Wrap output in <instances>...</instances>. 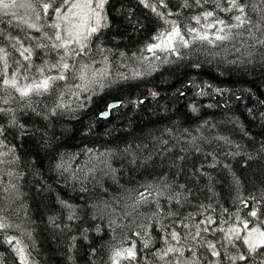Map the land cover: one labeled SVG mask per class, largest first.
Masks as SVG:
<instances>
[{"label": "snow or ice", "instance_id": "6c2138e0", "mask_svg": "<svg viewBox=\"0 0 264 264\" xmlns=\"http://www.w3.org/2000/svg\"><path fill=\"white\" fill-rule=\"evenodd\" d=\"M119 37L135 51L120 50ZM189 56L243 68L264 65V0H0V245L9 246L16 264H35V248L24 243L31 235L18 204L21 181L31 175L37 177V194L52 190L39 151L29 161L21 146L39 138L47 155L54 121L87 107L99 89L113 83V58L147 69L155 61ZM190 86L201 96L208 94L205 89L219 96L227 91ZM118 106L108 105L100 118ZM190 111L200 109L193 105ZM247 113L264 126V109L249 107ZM216 127L204 121L199 135L185 129L151 148H85L83 166L78 154L72 156L75 164L66 153L52 156L47 172L84 200L58 197L51 205L59 215L48 221L64 235L66 250L100 240V247L90 243L89 264H264V141L253 143L241 129L248 144L237 143L213 134ZM238 156L243 168L257 165L255 179L233 171L229 158ZM125 169H143L150 178L122 184ZM105 181L118 185L119 195L89 203L83 194L107 193ZM225 188L227 202L217 191Z\"/></svg>", "mask_w": 264, "mask_h": 264}, {"label": "trees", "instance_id": "16d2710c", "mask_svg": "<svg viewBox=\"0 0 264 264\" xmlns=\"http://www.w3.org/2000/svg\"><path fill=\"white\" fill-rule=\"evenodd\" d=\"M119 41L120 50L128 51L129 55L135 51V45L127 38L119 37ZM125 45H128L127 49L124 48ZM113 59L114 63L109 65L113 83L99 89L87 103V107L78 109L74 115L58 118L49 128V134L54 133L55 139L51 141L47 155L45 148L40 146L39 138L34 142L28 140L20 148L29 161L36 159L39 151V158L44 164L41 171L52 185L50 193L37 194L33 187L37 177L26 174L21 181L23 196L22 202L18 201V204L23 213H26V231L31 235L30 240L24 238V243L35 248L32 253L35 264H89L90 257L87 253L90 243L97 247L101 244L100 240L80 242L76 249L68 252L64 235L49 224L50 215H59L58 209L51 206L58 197L84 204V200L79 198L81 193L72 190L71 185L65 186L58 182L47 172L49 160L57 152L66 153L73 164L76 161L72 156L78 154L76 159L83 166L87 155L81 150L85 148L117 152L129 147L138 149V146L144 145L151 148L157 139L171 141L185 129L190 130L193 135H199L197 130L204 121H208L209 125H217L212 129L213 134L222 133L237 143L248 144L247 137L241 139V129H247L253 143L264 141V126L252 120L247 113L249 107L254 112L264 109V105L258 103L264 100V65L243 68L208 62L203 56H189L182 60L169 58L171 62L155 61L154 66L146 69L135 60ZM197 62L200 66L194 67ZM137 72L140 73L139 76L135 75ZM192 82L212 84L227 91L224 96H219L205 89L208 94L201 96L197 94V88L190 86ZM152 92L157 93L154 98L150 97ZM235 96H241V99L237 100ZM141 100L145 102L140 103ZM112 103L119 106L112 109L106 119L100 118V113L105 112ZM193 105L200 109L196 114L190 111ZM232 121L237 122L235 127ZM203 131L205 135L209 134L208 126H204ZM247 151L252 152V146ZM229 159L237 175L243 179H255L253 174L259 170L255 163L250 168H243L241 157ZM116 166H119L118 162ZM260 167L264 168V163ZM25 172L27 173V168ZM141 173L143 169L135 172L125 169L121 183L150 178L147 173ZM104 187L108 189L107 193L102 189H91L83 195L89 203L119 195L118 185L105 181ZM217 191L219 198L227 202V189ZM8 249V245H0L5 264H16L14 254Z\"/></svg>", "mask_w": 264, "mask_h": 264}, {"label": "water", "instance_id": "95a60500", "mask_svg": "<svg viewBox=\"0 0 264 264\" xmlns=\"http://www.w3.org/2000/svg\"><path fill=\"white\" fill-rule=\"evenodd\" d=\"M112 104H114V103H112Z\"/></svg>", "mask_w": 264, "mask_h": 264}]
</instances>
